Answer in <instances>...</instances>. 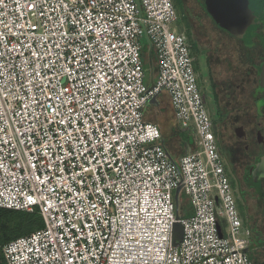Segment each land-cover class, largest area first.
Masks as SVG:
<instances>
[{
    "label": "built area",
    "instance_id": "2783aa9c",
    "mask_svg": "<svg viewBox=\"0 0 264 264\" xmlns=\"http://www.w3.org/2000/svg\"><path fill=\"white\" fill-rule=\"evenodd\" d=\"M176 22L173 0H0V209L38 212L44 221L1 248L6 264H253L187 38L170 27ZM145 37L156 59L151 87ZM65 89L96 117L78 115L75 131L45 121L36 103L58 121L55 113L74 103ZM164 92L176 119L196 135V150L178 161L144 117ZM26 145L44 153L39 161ZM29 160L52 166L36 171ZM178 189L192 216L177 218L185 212L175 201ZM177 223L184 230L175 244Z\"/></svg>",
    "mask_w": 264,
    "mask_h": 264
},
{
    "label": "flooded vegetation",
    "instance_id": "af4514ba",
    "mask_svg": "<svg viewBox=\"0 0 264 264\" xmlns=\"http://www.w3.org/2000/svg\"><path fill=\"white\" fill-rule=\"evenodd\" d=\"M173 2L177 21L185 20L181 31L187 42L192 39L208 66V86L219 120L214 133L244 229L248 231L245 251L253 264H264V234L258 229L256 220L249 225L244 218L245 210L249 207L250 190L254 189L257 196L256 208L262 209L264 219V178L261 180V192H258L254 187L252 173L264 158V17L258 27L246 38L240 39L217 25L207 11L206 1ZM188 31L192 32L190 36ZM234 78H239L242 82L232 89L236 80ZM231 91H238L241 95L234 96ZM201 96L205 109L212 118L202 93ZM233 99L239 103V121H235L237 124L234 126L227 124L228 128H225L226 120L231 117L227 110L228 101Z\"/></svg>",
    "mask_w": 264,
    "mask_h": 264
},
{
    "label": "rangeland",
    "instance_id": "374dc122",
    "mask_svg": "<svg viewBox=\"0 0 264 264\" xmlns=\"http://www.w3.org/2000/svg\"><path fill=\"white\" fill-rule=\"evenodd\" d=\"M174 3V2H173ZM183 23L185 24V20L183 22L182 19H179L175 24H173L172 26H170L172 29H177L181 31L182 25ZM182 32V31H181ZM189 32V31H188ZM189 36L192 34V32L188 33ZM190 42H188L189 48H190V52H191V56L193 58V66H194V70L196 72L197 75V83H198V87L199 90L201 91V93L204 95L205 97V103L207 104V109L209 111V113L212 116V121L214 123V131L216 133V129H217V125L219 123L218 118L216 117L215 111H214V102L213 99L211 98V92H210V87L208 86V79H207V72H208V66L206 64L205 57L203 56V54L200 52H198V50H196L195 44L193 43L192 39L189 40ZM142 44L143 46H147L149 44L148 39L145 37L142 39ZM146 62L147 65L150 67L151 66V58L150 55L147 54L146 56ZM150 74V73H149ZM148 76V73H147ZM236 79L234 81V83L232 84L231 88L235 89V86L238 83H241L242 81L239 80V78H234ZM147 82V79H146ZM232 92V91H231ZM231 94H233L234 96H240L241 93L240 92H232ZM228 112L230 114V118H228L226 120V126L227 124H229V126H234L235 121H239L238 119V115H239V111L237 112V107L239 105V103H236V99L234 100H230L228 101ZM181 126V125H180ZM179 135L180 136H173L170 137L168 139H164L165 142V146L170 150L171 147V140L174 141L176 138L180 137L182 141L194 145L195 144V137L196 135L194 134V132L192 130H188L186 131L182 126L180 127V131H179ZM248 205L249 207L246 208L245 210V217L249 223V225H252L253 223H255L256 220V225L258 227V229L264 234V219H263V215H262V209L260 208V210L258 208H256L257 205V196L254 193V189L250 190V195L248 197ZM175 201L178 204V206H180L181 210L182 208L185 209L186 204L189 203L188 197L184 194H181L179 198L175 197ZM189 208V210H191V206L189 203V206H187ZM255 210V211H254ZM186 216V213L182 210V211H178L177 212V218L178 219H182ZM182 227V226H179ZM178 226L175 227V233H174V240H175V244H178L181 241V237H182V228H179Z\"/></svg>",
    "mask_w": 264,
    "mask_h": 264
},
{
    "label": "water",
    "instance_id": "95a60500",
    "mask_svg": "<svg viewBox=\"0 0 264 264\" xmlns=\"http://www.w3.org/2000/svg\"><path fill=\"white\" fill-rule=\"evenodd\" d=\"M205 1L207 11L216 20L217 25L240 39L246 38L261 24L264 17V0ZM252 173L254 187L257 188L258 192H261V180L264 178V158L256 165ZM180 190L176 191V198H179ZM176 226L179 227L182 224L177 223ZM179 228H182L183 237V226Z\"/></svg>",
    "mask_w": 264,
    "mask_h": 264
},
{
    "label": "snow or ice",
    "instance_id": "6c2138e0",
    "mask_svg": "<svg viewBox=\"0 0 264 264\" xmlns=\"http://www.w3.org/2000/svg\"><path fill=\"white\" fill-rule=\"evenodd\" d=\"M30 7H36L35 4H30ZM41 14H43L42 10H41ZM37 45H39V40L36 41ZM95 71V69H94ZM98 75H100L101 77L107 76V73H104L103 70H101L100 73H98ZM51 83V81H50ZM100 87H105V85L101 82ZM41 91H43V88H41ZM51 91L57 96L59 97L61 94L57 91V89L55 87L51 88ZM77 92H81L83 93L84 91H87V89L81 90L80 88L76 89ZM65 92L67 93V96L72 97V100L74 101V103L72 104L71 108H69L65 113H60V112H56L55 115L59 116V120H54L52 119L53 113L52 111L47 107V105L44 102H41L39 100L36 101V103L40 106V108L42 109L41 115H45V113L47 112V115H45V121L49 122V123H60V124H65L67 123L68 127H72L73 131H75V128L73 127L74 122H77V116L78 115H87L89 117V119H95L96 117L94 115H92L91 113H88L86 109L83 108V105L81 104V102L76 98V95L73 91H71L70 89H65ZM53 99V97L51 96H46V100H51ZM66 99V98H65ZM84 101L88 102V97L84 96ZM80 106L81 108V113L77 114L76 113V107ZM107 105V101H105V106ZM60 106L63 107L64 106V100H61L60 102ZM90 107H95L94 102L92 104H90ZM33 119L35 120L36 123H39V117L36 116L35 114H33ZM79 123L83 124V120H79ZM101 123H103V120L101 118ZM28 131H32V135L35 136L36 132L33 129H29ZM65 131H67V129H65ZM87 135V133H85ZM22 135H25V138L27 139V134L24 133ZM77 139H79V137H76ZM44 137H40L39 139L36 140L37 145H41L42 141H43ZM67 142V141H66ZM0 143H6L3 141H0ZM89 143H91V141H89ZM27 151L29 153H32L34 156H36L37 161H39L40 157H42L44 155V153L42 151H39L38 149H34L28 145H26ZM49 149H52V145L51 143H49L48 145ZM53 151H55V149H52ZM91 154V153H90ZM93 159H95V154H92ZM85 161L88 162L89 164H91V161H88L87 157H85ZM97 165H99L100 161L97 160L96 161ZM29 165L36 169V171H47L48 168H50L52 166L51 163H49L47 166H42L41 168H36V164H33L31 160H29ZM69 167H71V164H69ZM81 171H86V169L83 168V166H81ZM34 178L36 180H40V177L35 175V173L33 174ZM73 181L75 182V177L72 178ZM81 179L83 180L84 177L82 176ZM52 191H55L54 189ZM96 191H100L99 185H97L96 187ZM127 191L129 193H131V188H128ZM80 195V193H77L76 196L78 197ZM73 199H75V197H73ZM101 203L103 204L104 201L102 200ZM61 204H64V201H61ZM94 213H95V218L99 219L101 212L97 210V206L96 205H91ZM83 210V209H82ZM81 224H84L85 221L81 220L80 221ZM102 225V222H101ZM86 227H90V224H85ZM74 254V253H73Z\"/></svg>",
    "mask_w": 264,
    "mask_h": 264
},
{
    "label": "crops",
    "instance_id": "0c3cea01",
    "mask_svg": "<svg viewBox=\"0 0 264 264\" xmlns=\"http://www.w3.org/2000/svg\"><path fill=\"white\" fill-rule=\"evenodd\" d=\"M205 1V0H204ZM147 54L150 55L151 58V66L153 65L152 62V51L150 48H147ZM145 54V56H147ZM150 73V74H149ZM147 76V85L152 86L156 79V72L152 71L149 72ZM144 117L147 122L156 124L162 133L163 143L165 145L164 139H168L173 136H180L179 131L180 127L182 126L181 123L176 119L169 95L167 93H161L155 97H153L145 107L144 110ZM181 125V126H180ZM186 131H188L186 129ZM196 142L194 145L188 144L181 140L180 137L176 138L174 141L171 140V147L170 150L165 146L167 151L169 152L170 156L178 161L182 156L187 153L193 152L196 150ZM187 209V207H186ZM188 212L192 213L190 216L193 215V210L187 209ZM187 212V213H188Z\"/></svg>",
    "mask_w": 264,
    "mask_h": 264
},
{
    "label": "trees",
    "instance_id": "16d2710c",
    "mask_svg": "<svg viewBox=\"0 0 264 264\" xmlns=\"http://www.w3.org/2000/svg\"><path fill=\"white\" fill-rule=\"evenodd\" d=\"M144 54L147 52V46H143ZM152 66L146 64V72L156 71L154 54L152 55ZM181 195V194H180ZM189 203L186 204V207ZM185 207L186 216H190L192 213L188 212ZM188 212V213H187ZM44 227V221L38 212L26 213L19 211H12L6 209H0V264H6L1 248L17 238L30 235Z\"/></svg>",
    "mask_w": 264,
    "mask_h": 264
}]
</instances>
